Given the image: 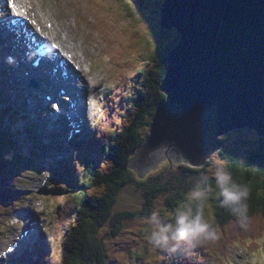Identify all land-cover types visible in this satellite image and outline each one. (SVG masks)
Masks as SVG:
<instances>
[{
	"label": "rangeland",
	"instance_id": "obj_1",
	"mask_svg": "<svg viewBox=\"0 0 264 264\" xmlns=\"http://www.w3.org/2000/svg\"><path fill=\"white\" fill-rule=\"evenodd\" d=\"M33 1L43 4L47 18L54 22L57 34L64 40L67 49L75 51L80 57H83L82 50L83 52L89 50L94 55L81 62L90 88L89 93H91L88 95L90 109L94 101L91 95L95 96L99 103V97L108 94L110 90H118L123 94L126 86L119 85L121 80L126 83L133 74L132 70L140 64L138 62H142L157 45L151 30L154 29L155 24L159 25L163 0ZM66 28L69 31L68 35ZM166 32L168 35L160 38L158 43L162 47L172 40L176 41V31L169 29ZM146 40H149L148 44ZM118 69L119 75H117ZM96 82H98V90L94 87L97 86ZM114 83L116 87H113ZM120 100L119 96L117 101L120 102ZM118 107L121 109L120 105ZM90 112L92 113V110ZM92 116H96V126L90 128L91 132L99 127L105 129L110 127L109 122L101 125L104 121L103 112L99 113L97 110ZM23 130L28 132L29 136L16 131L13 125L9 130L10 138L13 141L16 140L19 145L18 149L15 150L12 147L7 150L4 144L0 149V177L3 179L7 176L10 179V181L6 179L3 184L0 182V188L2 187L10 196L3 200V205L9 208L0 210V253L15 238L12 230L16 232L17 229L22 228L23 224L12 223L13 214L28 210L31 213L30 217L40 222L44 234L43 244L46 246V252L49 253L48 256H43V260H46L45 264H56L54 246L61 236L64 237L63 228L72 219L71 214H68L72 196L68 192H60L58 193L60 196L52 198V195L57 192L55 186L59 185L58 183L61 184L58 177H52L55 175L54 170L59 168L53 169L52 166L56 167L62 162L74 159L81 145L79 141L75 147L63 142L66 130L59 131L61 135L59 138L62 140L58 138L54 139L56 141L50 140L51 142L45 145L35 138L32 141L29 131L35 134L34 129L24 128ZM242 130L243 132L233 130L221 136L222 148L232 153L238 151L237 153L243 156L246 149L255 147L259 137L251 130ZM42 132L45 131L42 130ZM141 134L146 138L149 130L142 129ZM24 136L25 139H23ZM96 136L99 137L100 133L98 132ZM60 153H64V158L52 164V160L54 161L55 156ZM82 166V162L76 166L75 173L79 181H83L86 176ZM169 167L174 173L172 176H177L170 185L182 189L188 186L193 190L191 193L188 192L189 198L192 202L199 199L204 203L206 217L203 220L194 221L189 226H177L176 221L171 220L173 214L165 207L167 194H159L153 199L150 218L124 220L121 230L115 236L110 234L108 224L100 228L98 234L104 242L108 264H174L172 260L175 258L172 257V252L180 253V251L188 253L191 258L197 260L196 264H264V231L257 234L255 227L248 226L247 229H241V233L234 232L235 241H227L226 234H223V230L215 225L211 218L210 204L217 198L214 188L208 187L204 182L205 186L201 185L198 176L183 175L176 163ZM166 168L158 170L143 180L138 179L131 171L133 180L118 192L113 212L140 209L145 189L143 184L151 183L153 178ZM12 170L14 172L9 173ZM198 174L214 180L218 186L226 181L225 163L218 152L209 158L208 164H205ZM168 178L169 176L164 177L163 180ZM194 186L199 190L193 189ZM71 188V190L74 189ZM172 188L174 187L171 186L170 189ZM17 190L28 193L15 194ZM62 205L66 212L61 213L59 220L56 206L61 208ZM49 220L51 222L47 225Z\"/></svg>",
	"mask_w": 264,
	"mask_h": 264
},
{
	"label": "water",
	"instance_id": "obj_2",
	"mask_svg": "<svg viewBox=\"0 0 264 264\" xmlns=\"http://www.w3.org/2000/svg\"><path fill=\"white\" fill-rule=\"evenodd\" d=\"M160 26L178 41L166 54L165 99L130 160L141 180L166 163L201 168L232 130L264 138V0H164Z\"/></svg>",
	"mask_w": 264,
	"mask_h": 264
},
{
	"label": "trees",
	"instance_id": "obj_3",
	"mask_svg": "<svg viewBox=\"0 0 264 264\" xmlns=\"http://www.w3.org/2000/svg\"><path fill=\"white\" fill-rule=\"evenodd\" d=\"M166 31L161 28L160 22L159 25H154L151 33L157 45L142 62H138L140 64L130 78L128 92L122 95L123 99L128 100L127 111L120 109L119 120L115 124L113 120L108 121L110 127L106 128L105 133L93 137L90 142L91 151L97 153V156L101 155L102 163L99 164L90 155L82 154L78 160L83 163L82 170L86 176L79 183L73 176L74 168L70 169L67 176L59 173L67 184L77 190H71L65 184L55 188L57 195L60 192H68L72 196L68 210L72 219L62 239L59 264H108L104 242L98 234L100 228L107 223L110 234L115 236L121 230L124 220L150 218L153 199L159 194H167L165 207L173 214L171 220L176 221L177 226H189L194 221L206 217L204 203L199 199L192 202L189 198L193 190L188 186L182 189L170 185L177 176H172L174 173L168 163L165 165L167 168L157 174L151 183L143 184L145 189L140 209L113 212L118 192L133 180L131 171L134 166H131L130 160L145 140L141 130H149L157 108L165 99L160 85L167 68L166 54L178 39L175 33L176 41L172 40L162 47L158 43L160 38L168 35ZM146 43L148 44L149 40H146ZM225 149L218 151L226 168V181L220 186L216 185L214 180L198 174L203 167L194 168L183 162L175 163L183 175L198 176L201 185L205 186V183L214 188L217 198L210 204L211 218L213 223L223 230V234H226L227 241H235L234 232L241 233V229H247L248 226L255 227L257 234L264 231V138L259 137L256 146L246 149L243 156L237 153L238 151L232 153ZM208 162L209 160L206 164ZM167 176L169 178L163 180ZM171 186L174 188L170 189ZM196 186L193 189L197 190ZM237 226L238 228H235ZM185 255L172 252L177 264H195V259H188L187 254Z\"/></svg>",
	"mask_w": 264,
	"mask_h": 264
},
{
	"label": "bare ground",
	"instance_id": "obj_4",
	"mask_svg": "<svg viewBox=\"0 0 264 264\" xmlns=\"http://www.w3.org/2000/svg\"><path fill=\"white\" fill-rule=\"evenodd\" d=\"M24 3H21L22 4V6H24L25 8H26V10H29V11H31L32 10V7H34V3H32V1H26L25 2V0H22ZM49 21V20H48ZM77 55V54H76ZM82 55H83V57H81V59L82 60H86V58H87V56H89V58L91 57V52L89 51V50H85L83 53H82ZM80 57V56H79ZM82 62V61H81ZM50 76H52V75H50ZM52 78H54L53 76H52ZM96 85H98V82H96ZM104 102H106L105 101V98H104V100H103ZM107 103V102H106ZM150 132V131H149ZM37 136V138H40L41 137V139L46 143V144H48L49 142H50V137L49 136H46V135H44V133L42 132V131H40V133L39 134H36ZM217 153V152H216ZM214 155V154H213ZM212 157V156H211ZM52 167H54V166H52ZM21 213V212H20ZM22 214H24V211H22Z\"/></svg>",
	"mask_w": 264,
	"mask_h": 264
},
{
	"label": "clouds",
	"instance_id": "obj_5",
	"mask_svg": "<svg viewBox=\"0 0 264 264\" xmlns=\"http://www.w3.org/2000/svg\"><path fill=\"white\" fill-rule=\"evenodd\" d=\"M163 2H164V0H163ZM162 4H163V3H162ZM161 7H162V5H161ZM160 10H161V8H160ZM159 15H160V14H159ZM170 30H171V29H170ZM172 30H173V31H176L175 29H172ZM176 33H177V32H176ZM177 35H178V34H177ZM177 41H178V39H177ZM167 53H168V52H167ZM248 129H249V128H248ZM239 130H242V129H239ZM249 130H251V129H249ZM232 131H233V130H232ZM251 131H253V130H251ZM230 132H231V131H230ZM253 132H254V131H253ZM228 133H229V132H228ZM226 134H227V133H226ZM222 136H223V135H222ZM220 139H221V137H220ZM221 148H222V146H221ZM221 148H220V149H221ZM217 152H218V151H217ZM215 153H216V152H215ZM208 160H209V159H208ZM208 160H207V161H208ZM207 161H206V162H207ZM206 162H205V164H206ZM205 164H204V165H205ZM204 165H203V166H204ZM203 166H202V167H203Z\"/></svg>",
	"mask_w": 264,
	"mask_h": 264
}]
</instances>
